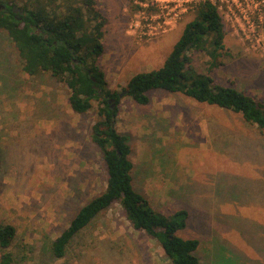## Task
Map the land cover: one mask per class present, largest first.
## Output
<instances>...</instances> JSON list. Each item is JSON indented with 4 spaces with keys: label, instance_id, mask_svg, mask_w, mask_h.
Wrapping results in <instances>:
<instances>
[{
    "label": "rangeland",
    "instance_id": "1",
    "mask_svg": "<svg viewBox=\"0 0 264 264\" xmlns=\"http://www.w3.org/2000/svg\"><path fill=\"white\" fill-rule=\"evenodd\" d=\"M96 1L108 19L99 63L119 91L136 73L160 68L194 17V0ZM218 5L226 29L220 64L199 50L191 51L193 62L264 102V0ZM22 67L0 30V220L17 226L13 250L22 262L173 264L120 202L75 238L65 258L50 254V240L107 186L91 139L99 102L75 112L64 82ZM149 95L139 104L124 92L117 120L132 145L136 188L163 213L188 209L180 234L200 240L199 264H264V136L232 110L163 89Z\"/></svg>",
    "mask_w": 264,
    "mask_h": 264
},
{
    "label": "trees",
    "instance_id": "2",
    "mask_svg": "<svg viewBox=\"0 0 264 264\" xmlns=\"http://www.w3.org/2000/svg\"><path fill=\"white\" fill-rule=\"evenodd\" d=\"M0 2L6 6L0 9V30L11 39L24 72L31 76L50 73L64 82L70 89L68 101L75 112L86 113L92 109L93 100L99 102V118L92 125L91 139L105 160L107 186L84 203L70 224L50 240V254L65 258L75 238L120 202L133 227L155 238L173 264H199L196 250L200 240L180 234L188 224V209L163 213L136 188L132 145L129 136L118 129L117 120L122 92L139 104H148L150 92L163 89L240 113L264 136V102L244 89L217 81L211 72L193 62L191 51L199 50L207 52L213 66L220 64L226 29L219 5L212 0L196 2L193 19L165 63L136 73L119 91L109 86L99 63L108 19L96 0H27L19 11L13 8L16 0ZM17 236L15 224L0 220V264L26 263L13 250Z\"/></svg>",
    "mask_w": 264,
    "mask_h": 264
},
{
    "label": "water",
    "instance_id": "3",
    "mask_svg": "<svg viewBox=\"0 0 264 264\" xmlns=\"http://www.w3.org/2000/svg\"><path fill=\"white\" fill-rule=\"evenodd\" d=\"M5 7H6L5 4L0 2V9H3ZM13 8H14L15 11H19L20 10V7H18L17 5H14ZM123 94H124V92L121 93V96H123Z\"/></svg>",
    "mask_w": 264,
    "mask_h": 264
},
{
    "label": "built area",
    "instance_id": "4",
    "mask_svg": "<svg viewBox=\"0 0 264 264\" xmlns=\"http://www.w3.org/2000/svg\"><path fill=\"white\" fill-rule=\"evenodd\" d=\"M194 1H195V3H196V2H198V1H200V0H194ZM212 1L215 2L216 4H218V2H220V1L223 2V3H224L225 1L230 2V0H212ZM153 3H154V1H153ZM219 9H220V7H219Z\"/></svg>",
    "mask_w": 264,
    "mask_h": 264
}]
</instances>
